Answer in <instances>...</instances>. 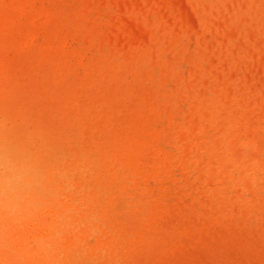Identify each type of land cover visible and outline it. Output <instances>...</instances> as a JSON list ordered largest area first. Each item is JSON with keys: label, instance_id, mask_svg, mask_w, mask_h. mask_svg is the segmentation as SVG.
<instances>
[{"label": "rangeland", "instance_id": "obj_1", "mask_svg": "<svg viewBox=\"0 0 264 264\" xmlns=\"http://www.w3.org/2000/svg\"><path fill=\"white\" fill-rule=\"evenodd\" d=\"M8 1L0 0V70L3 71H0V76L4 73L0 77V146L3 148L0 152L5 153L6 151L3 150L8 149L7 151L9 153L11 151V154L14 153L13 156L17 159L33 167L41 181L40 185H43L39 187V191L37 190V195L35 193L36 196L28 210L26 219L32 223L25 219L20 227V224L18 226L17 223L13 225L12 220L6 215L0 216V261L5 264H23L24 261H26L25 264H36L35 261L38 259L41 260L37 264H45L47 260L48 263L50 262L49 264H57L59 261L61 264H73L74 262V264H264V0H108L109 2L107 0H22L24 5L21 4V0ZM115 2L117 3L114 4ZM98 3L104 7H100L97 5ZM87 4L90 5V8ZM11 6L13 7L11 8ZM47 7L49 10L45 9ZM87 8H89L88 11ZM110 8H113V11ZM16 9L20 13H15ZM50 9L51 14H49ZM42 10H45V13ZM130 10L133 11V14ZM46 12L48 13L46 14ZM121 12L122 14H120ZM138 12L142 14L139 16ZM20 14L21 16L24 14V18L20 17ZM78 18L80 22H78ZM141 19L146 21H141ZM43 22L51 24L48 23L50 26H46L42 24ZM117 23L120 24L118 27H116ZM51 25H53V29H48ZM54 26L56 27L54 28ZM87 26L89 30H87ZM112 30L114 31L112 32ZM46 31L49 32L46 33ZM51 32L53 33L51 34ZM144 36L148 44L143 38ZM151 37L154 41L150 39ZM55 38L57 41L54 42ZM25 43L31 47H26ZM103 43L106 44L103 45ZM96 47H99L100 51L98 49L95 51ZM18 48L21 50L18 51ZM15 49L21 57L14 54L17 53ZM6 54H9L8 57L11 58L9 59ZM150 56L152 57L150 58ZM110 57L112 58L110 59ZM105 59H108V64ZM116 59L117 61H114ZM27 61H29L28 64ZM32 62L35 64L33 65ZM47 67L48 69H45ZM100 68L105 69V72ZM60 70L63 72L60 73ZM44 71H48V74ZM105 73L107 74L105 75ZM148 75L155 76L149 77ZM51 76H54V79ZM3 77L6 79L4 80ZM12 78L14 79L12 80ZM171 78L176 79L172 80ZM46 79L52 81L48 82ZM72 83H75V86ZM124 83H128V85L125 86ZM146 85L148 86L146 87ZM164 85L165 87H163ZM81 86L82 89H80ZM151 86L153 89L157 88L153 90ZM141 87L142 90H140ZM85 88L90 91L87 93ZM159 88V91L156 90ZM190 92L192 96H190ZM160 95L163 96V99ZM92 97L95 100L92 101ZM95 97L99 99L97 100ZM145 98L147 99L145 100ZM69 102L70 104H68ZM110 102H113L114 105H108ZM155 104L158 105L155 106ZM162 105L164 108L161 107ZM100 106L104 107L100 108ZM151 106H153L152 111ZM92 110L98 113L96 114ZM117 111L120 115H117ZM161 115L163 120L160 119ZM148 117L149 119H147ZM168 117H172L170 122L175 119L176 121H173L172 124L168 122ZM137 118L140 120L139 122L136 120ZM150 120L152 123L149 128ZM15 128L18 130H14ZM19 130L21 131L18 132ZM2 132H6L4 140H2L4 136ZM8 133H13V137L10 134L12 138L8 136ZM158 134H161L164 139ZM124 135L126 138L123 137ZM166 136L170 137L168 138L170 142L169 140L167 142ZM24 137H26L25 141ZM134 137L135 141H133ZM160 137L162 139L158 140ZM6 139L15 142L10 141L13 144L10 145ZM119 139L121 140L119 141ZM136 139H139L141 143L140 141L136 142ZM153 139L155 144H153ZM163 140L166 142L163 143ZM159 141L163 144H160ZM148 142L149 144H147ZM7 143L12 149L8 147ZM154 145L155 148H152ZM158 146L162 151L165 147L163 152L169 147V151L166 150V152H170L171 154L167 153L170 156L167 157L162 152L163 158H160L162 153L158 151ZM162 146L164 147L162 148ZM136 151L140 157L137 156ZM15 152L17 153L15 154ZM157 156L162 159V162ZM142 158L144 161L141 160ZM171 161L172 163L176 162L174 163L176 167L172 165ZM143 162L145 168L143 165V167L141 166ZM44 163L47 165L45 166ZM131 163L136 165H134V170ZM66 169L67 171H65ZM142 170L144 171L142 172ZM138 171L143 175L141 176ZM145 172L147 173L145 174ZM50 179L51 182H49ZM161 180L166 181L162 183ZM169 186L170 190L168 191ZM72 189L74 190L71 191ZM166 191L170 195L166 196ZM56 194L60 198L55 197ZM51 196H53L52 199ZM38 197L42 201L36 200ZM164 197L165 199H163ZM67 203H69L68 207H65ZM61 204L62 206H60ZM44 205L45 207H43ZM69 206L71 207L69 208ZM40 207L43 209L41 210ZM60 207L62 208L60 209ZM37 209H40V212ZM35 211H38V215H35ZM61 212L64 215L60 214ZM53 217L54 219H52ZM4 220L11 223L4 222ZM9 224L10 227L7 228ZM41 224L43 226H40ZM77 224L80 225L76 227ZM64 225H68L67 228ZM32 226L33 228H31ZM27 228L30 230L28 231ZM88 228L89 230H87ZM8 229L10 230L8 231ZM52 229H55L56 233L52 232ZM21 230H24L23 233ZM43 233L45 235H42ZM7 234H12L13 237L9 236V238ZM4 236L8 237L7 240ZM9 239L15 243L11 245ZM27 239L29 240L25 243ZM54 239L57 241L55 242ZM83 240L84 242H82ZM35 241H37V245ZM48 243L49 246L52 245L50 248H48ZM78 246L84 247V252ZM87 246L88 248H86ZM47 250L54 257L51 258L50 254L45 252ZM19 251H22L20 254H24L18 259ZM24 251L27 253L25 254ZM72 258L74 262L71 261ZM63 260H68V263Z\"/></svg>", "mask_w": 264, "mask_h": 264}, {"label": "bare ground", "instance_id": "obj_2", "mask_svg": "<svg viewBox=\"0 0 264 264\" xmlns=\"http://www.w3.org/2000/svg\"><path fill=\"white\" fill-rule=\"evenodd\" d=\"M7 1H8V0H7ZM13 1H14V0H13ZM19 1H20V0H19ZM28 1H29V0H28ZM45 1H46V0H45ZM48 1H49V0H48ZM70 1H71V0H70ZM107 1H108V0H107ZM111 1H112V0H111ZM111 1H110V2H111ZM113 1H114V0H113ZM139 1H141V0H139ZM143 1H144V0H143ZM146 1H147V0H146ZM157 1H158V0H157ZM205 1H206V0H205ZM205 1H204V2H205ZM225 1H226V0H225ZM8 2H9V1H8ZM33 2H35V1H33ZM43 2H44V1H43ZM103 2H104V1H103ZM108 2H109V1H108ZM11 3H12V2H11ZM11 3H10V4H11ZM27 3H29V2H27ZM27 3H26V5H27ZM51 3H52V2H51ZM75 3H77V2L75 1ZM75 3H74V4H75ZM89 3H90V1H89ZM89 3H88V4H89ZM96 3H97V2H96ZM105 3H106V2H105ZM116 3H117V2H115L114 4H116ZM121 3H122V2H121ZM149 3H150V2H149ZM160 3H161V2H160ZM229 3H230V2H229ZM255 3H256V2H255ZM19 4H20V3H19ZM21 4L24 5V4L22 3V0H21ZM33 4H34V3H33ZM37 4H38V3H37ZM66 4H68V3L66 2ZM74 4H72V5H74ZM88 4H87V6L90 8V5H88ZM154 4H155V3H154ZM200 4H201V2H200ZM204 4H205V3H204ZM7 5H9V4L7 3ZM40 5H41V4H40ZM40 5H39V6H40ZM97 5H99V3H98ZM122 5H123V4H122ZM122 5H121V6H122ZM128 5H129V4H128ZM141 5H142V4H141ZM166 5H168V4H166ZM13 6H14V5H13ZM13 6H11V8H12ZM34 6H35V5H34ZM41 6H42V5H41ZM58 6H59V5H58ZM80 6H81V5H80ZM99 6H100V7H101V6L104 7L103 5H99ZM107 6H108V5H107ZM124 6H125V5H124ZM133 6H134V5H133ZM147 6H148V5H147ZM23 7H24V6H23ZM42 7H43V6H42ZM50 7H51V6H50ZM74 7H76V6L74 5ZM100 7H98V8L100 9ZM148 7H149V6H148ZM148 7H146L147 10H148ZM160 7H161V6H160ZM19 8H20V7H18V9H19ZM27 8H28V7H27ZM35 8H36V7H35ZM43 8H44V7H43ZM51 8H52V7H51ZM53 8H54V7H53ZM53 8H52V9H53ZM89 8H87V11H88ZM113 8H114V7H113ZM113 8H110V9H112V11H113ZM115 8L117 9V7H115ZM129 8H130V6H129ZM136 8H137V7H136ZM144 8H145V7H144ZM157 8H158V7H157ZM169 8H170V7H169ZM18 9H16L17 12H15V13H20V12L18 11ZM21 9H22V8H21ZM25 9H26V8H25ZM29 9H30V7H29ZM45 9H48V10H49L48 7L45 8ZM54 9H55V8H54ZM85 9H86V8H85ZM102 9H103V8H102ZM151 9H152V8H151ZM151 9H150V10H151ZM170 9H171V8H170ZM19 10H20V9H19ZM56 10H57V9H56ZM117 10H118V9H117ZM122 10H124V9H122ZM138 10H139V9H138ZM145 10H146V9H145ZM171 10H172V9H171ZM42 11H43V10H42ZM44 11H45V10H44ZM44 11H43V12H44ZM52 11H53V10H52ZM58 11H59V10H58ZM65 11H66V10H65ZM71 11H72V10H71ZM71 11H69V12H71ZM87 11H85V12H87ZM93 11H94V10H93ZM95 11H96V9H95ZM100 11H101V10H100ZM105 11H107V10H105ZM130 11H132V10H130ZM134 11H135V10H134ZM139 11H140V10H139ZM153 11H154V10H153ZM161 11H162V10H161ZM161 11H160V12H161ZM163 11H164V10H163ZM167 11H168V10H167ZM167 11H166V12H167ZM48 12H49V11H48ZM48 12H46V14H47ZM54 12H55V11H54ZM74 12H75V11H74ZM74 12H71V13H74ZM85 12H84V13H85ZM90 12H91V11H90ZM107 12H108V11H107ZM124 12H125V10H124ZM136 12H137V11H136ZM169 12H170V10H169ZM40 13H41V11H40ZM44 13H45V12H44ZM84 13H83V14H84ZM102 13H104V12H102ZM161 13H162V12H161ZM33 14H34V13H33ZM49 14H51V9H50ZM62 14H63V13H62ZM89 14H90V13H89ZM89 14H88V15H89ZM106 14H108V13H106ZM113 14H114V13H113ZM120 14H122V12H121ZM120 14H119V15H120ZM126 14H127V11H126ZM132 14H133V11H132ZM136 14H137V13H136ZM138 14H139V16H140V14H142V13H141V12H138ZM143 14H144V13H143ZM171 14H172V13H171ZM27 15H28V14H27ZM40 15H41V14H40ZM40 15H39V16H40ZM42 15H44V14L42 13ZM52 15H53V13H52ZM57 15H58V14H57ZM57 15H56V16H57ZM66 15H67V14H66ZM74 15H75V14H74ZM81 15H82V14H81ZM88 15H87V16H88ZM93 15H94V14H93ZM100 15H103V14H100ZM114 15H115V14H114ZM117 15H118V14H117ZM119 15H118V16H119ZM130 15H131V14H130ZM148 15H149V14H148ZM156 15H157V13H156ZM159 15H160V14H159ZM159 15H158V18H159ZM165 15H166V14H165ZM165 15H164V16H165ZM168 15H170V14H168ZM23 16H24V14H23ZM23 16H21V14H20V17L24 18ZM33 16H35V15H33ZM53 16H54V15H53ZM53 16H52V18H53ZM68 16H70V15H68ZM72 16H73V15H72ZM89 16H90V15H89ZM95 16H97V15H95ZM127 16H128V14H127ZM131 16H132V15H131ZM134 16H135V14H134ZM134 16H133V19L135 18ZM136 16H137V15H136ZM176 16H177V15H176ZM46 17H47V16H46ZM104 17H105V15H104ZM124 17H126V16L124 15ZM124 17H123V18H124ZM146 17H147V16H146ZM153 17H154V16H153ZM30 18H31V17H30ZM37 18H38V17H37ZM56 18H57V17H56ZM61 18H62V17L60 16L59 19L61 20ZM64 18H65V17H64ZM64 18H63V20H64ZM68 18H70V17H68ZM80 18H81V17H80ZM85 18H86V17H85ZM88 18H89V17H88ZM98 18H100V17H98ZM105 18H106V17H105ZM113 18H114V17H113ZM113 18H112V19H113ZM121 18H122V17H121ZM129 18H131V17H129ZM141 18H142V17H141ZM156 18H157V17H156ZM59 19H58V20H59ZM76 19H77V18H76ZM106 19H107V18H106ZM124 19H125V18H124ZM144 19H145V18H144ZM146 19H147V18H146ZM162 19H163V18H162ZM20 20H22V19L20 18ZM58 20H57V21H58ZM78 20H79V18H78ZM85 20H86V19H85ZM88 20H89V19H88ZM88 20H87V21H88ZM90 20L93 21L92 19H90ZM107 20H108V19H107ZM126 20H127V19H126ZM149 20H150V18H149ZM158 20H159V19H158ZM23 21H24V20H23ZM23 21H21V22H23ZM28 21H29V20H28ZM41 21H42V20H41ZM57 21H55V22L57 23ZM98 21H99V19H98ZM103 21H104V20H103ZM111 21H112V20H111ZM115 21H116V19H115ZM115 21H114V22H115ZM119 21H120V20H119ZM123 21H125V20H123ZM123 21H122V22H123ZM136 21H137V23L139 22L138 19H137ZM141 21H146V20L141 19ZM147 21H148V20H147ZM150 21H151V20H150ZM156 21H157V20H156ZM24 22H25V21H24ZM32 22H33V20H32ZM61 22H62V21H61ZM78 22H80V20H79ZM88 22H89V21H88ZM106 22H107V21H106ZM112 22H113V21H112ZM122 22H120V23H122ZM2 23H3V22H2ZM48 23H50V22H48ZM48 23L45 24V22H43L42 24H44V25L47 26V25H49ZM52 23H53V22H52ZM68 23H69V22H68ZM84 23H86V22H84ZM97 23H98V22H97ZM100 23H101V22H100ZM154 23H155V21H154ZM25 24H26V22H25ZM34 24H35V22H34ZM40 24H41V22H40ZM40 24H39V25H40ZM50 24H51V23H50ZM61 24H62V23H61ZM65 24H66V21H65ZM89 24H90V23H89ZM89 24H88V25H89ZM103 24H105V23H103ZM106 24H107V23H106ZM110 24H111V23H110ZM115 24H116V23H115ZM118 24H119V23H117V26H116V27H118ZM147 24H148V23H147ZM151 24H153V23H151ZM157 24H158V23H157ZM9 25H10V24H9ZM9 25H7V26H9ZM27 25H28V24H27ZM29 25H31V24H29ZM66 25H67V24H66ZM73 25H74V24H73ZM107 25H108V24H107ZM119 25H120V24H119ZM125 25H126V24H125ZM10 26H11V25H10ZM10 26H9V27H10ZM25 26H26V25H25ZM40 26H41V25H40ZM49 26H50V25H49ZM52 26H53V25H51V27H49L48 29L52 28ZM59 26H60V23H59ZM59 26H58V28H59ZM113 26H114V24H113ZM153 26H154V25H153ZM153 26H152V27H153ZM5 27H6V26H5ZM41 27L43 28V26H41ZM55 27H56V26H54V28H55ZM97 27H98V26H97ZM127 27H128V26H127ZM144 27H146V26H144ZM158 27H159V26H158ZM3 28H4V27H3ZM35 28H36V27H35ZM42 28H41V29H42ZM44 28H45V27H44ZM58 28H57V29H58ZM62 28H63V27H62ZM87 28H88V26H87ZM87 28H86V29H87ZM142 28H143V27H142ZM30 29H31V28H30ZM41 29H40V30H41ZM52 29H53V28H52ZM63 29H64V28H63ZM76 29H77V28H76ZM115 29H116V28H115ZM124 29H125V28H124ZM36 30H37V29H36ZM55 30H56V29H55ZM66 30H67V29H66ZM71 30H72V27H71ZM87 30H89V28H88ZM127 30H128V29H127ZM127 30H126V33H127ZM156 30H158V29H156ZM29 31H30V30H29ZM37 31H38V30H37ZM42 31H43V30H42ZM64 31H65V29H64ZM113 31H114V30H112V32H113ZM115 31H116V30H115ZM152 31H153V29H152ZM152 31H151V32H152ZM159 31H160V30H159ZM162 31H163V30H162ZM25 32H26V31H25ZM25 32H24V33H25ZM47 32H49V31H46V33H47ZM53 32H55V31H53ZM53 32H51V34H52ZM67 32H68V31H67ZM112 32H111V33H112ZM121 32H123V31H121ZM147 32H148V31H147ZM151 32H150V33H151ZM55 33H56V32H55ZM124 33H125V32H124ZM126 33H125V34H126ZM130 33H131V32H130ZM130 33H129V34H130ZM150 33H149V35H150ZM158 33H159V32H158ZM160 33H161V32H160ZM164 33H165V32H164ZM26 34H28V33H26ZM51 34H50V35H51ZM61 34H62V33H61ZM69 34H70V33H69ZM87 34H88V33H87ZM91 34H92V33H91ZM107 34H108V33H107ZM13 35H14V34H13ZM46 35H47V34H46ZM112 35H113V34H112ZM114 35H115V34H114ZM157 35H158V34H157ZM165 35H166V34H165ZM90 36H91V35H90ZM92 36H93V35H92ZM92 36H91V37H92ZM126 36L128 37V35H126ZM126 36H125V38H126ZM153 36H154V35H153ZM44 37H45V36H44ZM52 37H53V36H52ZM54 37H56V36H54ZM91 37H90V38H91ZM157 37H158V36H157ZM15 38H16V37H15ZM31 38H32V37H31ZM73 38H77V37H73ZM111 38H112V36H111ZM125 38H124V39H125ZM143 38L145 39V36H144ZM143 38H142V39H143ZM160 38H161V36H160ZM32 39H33V38H32ZM45 39H46V38H45ZM49 39H50V38H49ZM55 39H56V38H55ZM68 39H69V38H68ZM87 39H88V38H87ZM150 39H152V37H151ZM161 39H162V38H161ZM161 39H160V40H161ZM166 39H167V38H166ZM173 39H174V38H173ZM42 40L44 41V39H42ZM50 40H51V39H50ZM66 40H67V38H66ZM70 40H71V38H70ZM79 40H80V39H79ZM79 40H78V42H79ZM90 40H92V39H90ZM125 40H126V39H125ZM125 40H124V41H125ZM145 40H146V42H147V39H145ZM152 40H153V39H152ZM152 40H151V41H152ZM160 40H159V42H160ZM174 40H175V39H174ZM25 41H26V40H25ZM55 41H57V39L54 40V42H55ZM114 41H115V40H114ZM120 41H121V40H120ZM153 41H154V40H153ZM153 41H152V42H153ZM168 41H169V40H168ZM52 42H53V41H52ZM87 42H89V41H87ZM91 42H92V41H91ZM93 42H94V41H93ZM142 42H143V41H142ZM175 42H177V40H175ZM175 42H174V43H175ZM30 43H31V40H30ZM48 43H49V40H48ZM83 43H84V42H83ZM94 43H95V42H94ZM150 43H151V42H150ZM162 43H163V42H162ZM169 43H170V42H169ZM171 43H172V42H171ZM20 44H21V43H20ZM20 44H19V45H20ZM60 44H61V43H60ZM65 44H66V42H65ZM65 44H64V45H65ZM89 44H90V43H89ZM89 44H88V45H89ZM105 44H106V43H105ZM105 44L103 43V45H105ZM122 44H123V42H122ZM122 44H121V45H122ZM140 44H141V43H140ZM147 44H148V42H147ZM152 44H153V43H152ZM165 44H166V43H165ZM178 44H179V43H178ZM22 45H23V44H22ZM25 45H26V43H25ZM39 45H40V44H39ZM42 45H43V44H42ZM48 45H49V44H48ZM54 45H55V44H54ZM73 45H74V44H73ZM85 45H86V44H85ZM99 45H100V43H99ZM99 45H98V46H99ZM109 45H110V44H109ZM109 45H108V46H109ZM111 45H113V44H111ZM121 45H119V46H121ZM136 45H137V44H136ZM142 45H143V44H142ZM166 45H168V44H166ZM166 45H165V46H166ZM170 45H171V44H170ZM174 45H175V44H174ZM23 46H24V45H23ZM50 46H51V45H50ZM50 46H49V48H52V47H50ZM56 46H57V45H56ZM77 46H78V45H77ZM128 46H129V45H128ZM143 46H144V45H143ZM150 46H151V45H150ZM154 46H155V45H154ZM159 46H160V45H159ZM161 46H162V45H161ZM163 46H164V45H163ZM168 46H169V45H168ZM7 47L10 48V46H7ZM26 47H28V46L26 45ZM30 47H31V46H30ZM30 47H28V48H30ZM36 47H37V46H36ZM36 47H34V48H36ZM63 47H64V46H63ZM101 47H103V46H101ZM101 47H100V49H101ZM112 47H113V46H112ZM125 47H126V45H125ZM133 47H134V46H133ZM156 47H157V45H156ZM173 47H175V46H173ZM176 47H177V46H176ZM1 48H2V47H1ZM22 48H23V47H22ZM28 48H27V51H29ZM32 48H33V47H32ZM39 48H40V47H39ZM44 48H45V47H44ZM46 48H47V47H46ZM53 48H54V47H53ZM92 48H93V47H92ZM98 48H99V47H96L95 51H96ZM134 48H135V47H134ZM150 48H151V47H150ZM86 49H87V48H86ZM103 49H104V48H103ZM106 49H107V48H106ZM109 49H110V48H109ZM115 49L117 50V48H115ZM138 49H139V48H138ZM155 49H156V48H155ZM16 50H17V49H15V51H16ZM19 50H21V49L18 48V51H19ZM31 50H32V49H31ZM31 50H30V51H31ZM44 50H48V49H44ZM44 50H43V51H44ZM52 50H53V49H52ZM89 50H92V49L89 48ZM98 50H99V49H98ZM127 50H128V49H127ZM136 50H137V48H136ZM139 50H140V49H139ZM145 50H148V49H145ZM165 50H166V49H165ZM8 51H9V49H8ZM54 51H56V50H54ZM59 51H61V50H59ZM84 51H85V49H84ZM99 51H100V50H99ZM102 51H104V50H102ZM119 51H120V50H119ZM125 51H126V50H125ZM150 51H151V49H150ZM160 51H161V49H160ZM162 51H163V50H162ZM0 52H1V51H0ZM10 52H11V49H10ZM16 52H17V51H16ZM32 52H33V51H32ZM35 52H36V51H35ZM62 52H64V51H62ZM72 52H73V51H72ZM75 52H76V51H75ZM82 52H83V50H82ZM110 52H111V51H110ZM127 52H128V51H127ZM129 52H130V51H129ZM132 52H133V51H132ZM153 52H154V51H153ZM13 53H14V51H13ZM21 53H22V51H21ZM43 53H44V52H43ZM45 53H46V52H45ZM53 53H54V52H53ZM76 53H77V52H76ZM84 53H85V52H84ZM84 53H83V54H84ZM92 53H93V52H92ZM95 53H96V52H95ZM101 53H102V52H101ZM111 53H112V52H111ZM116 53H117V52H116ZM122 53H123V52H122ZM137 53H138V52H137ZM14 54H15V55H18L19 53L17 52V53H14ZM36 54L39 55L38 52H36ZM47 54H48V53H47ZM49 54H50V53H49ZM54 54H55V53H54ZM109 54H110V53H109ZM128 54H129V53H128ZM128 54H127V55H128ZM131 54H132V53H131ZM157 54H158V53H157ZM157 54H156V55H157ZM6 55H7V54H6ZM8 55H9V54H8ZM8 55H7V57H8ZM15 55H13V56H15ZM21 55H22V54H21ZM23 55H24V54H23ZM40 55H41V54H40ZM95 55H96V54H95ZM149 55H151V54L149 53ZM2 56H4V55H2ZM9 56H10V55H9ZM18 56H20V55H18ZM83 56H84V55H83ZM91 56H92V55H91ZM98 56L100 57V53H99ZM114 56H115V55H114ZM120 56H121V55H120ZM157 56H158V55H157ZM20 57H21V56H20ZM61 57H65V56H61ZM70 57H71V56H70ZM79 57H80V56H79ZM92 57H93V56H92ZM99 57H98V59H99ZM101 57H102V56H101ZM117 57H118V56H117ZM146 57H147V55H146ZM151 57H152V56H150V58H151ZM153 57H154V56H153ZM8 58H9V57H8ZM8 58H7V59H8ZM10 58H11V57H10ZM10 58H9V59H10ZM22 58H23V57H22ZM49 58H50V57H49ZM51 58H52V57H51ZM58 58H59V57H58ZM66 58H67V57H66ZM95 58H96V57H95ZM111 58H112V57H110V59H111ZM165 58H166V57H165ZM2 59H3V57H2ZM16 59H17V58H16ZM31 59H32V58H31ZM61 59H62V58H61ZM69 59H70V58H69ZM69 59H68V60H69ZM79 59H80V58H79ZM79 59H78V60H79ZM87 59H88V58H87ZM118 59H119V58H118ZM129 59H130V58H129ZM145 59H146V58H145ZM152 59H153V58H152ZM152 59H151V60H152ZM76 60H77V59H76ZM76 60H74V61H76ZM94 60H96V59H94ZM101 60H102V59H101ZM107 60H108V59H107ZM107 60L105 59V61H106L107 64H108L109 62H108ZM33 61H35V60H33ZM41 61H42V60H41ZM55 61H56V60H55ZM63 61H65V60H63ZM79 61H80V60H79ZM96 61H97V60H96ZM114 61H117V59L114 60ZM119 61H120V60H119ZM124 61H125V60H124ZM154 61H156V60H154ZM47 62H48V61H47ZM53 62H54V61H53ZM97 62H98V61H97ZM152 62H153V61H152ZM28 63H29V61H27V64H28ZM32 63H33V65H34V64L36 63V61H35V63H34V62H32ZM32 63H31V64H32ZM60 63H61V61H60ZM112 63H114V62H112ZM154 63H155V62H154ZM157 63H158V62H157ZM46 64H47V63H46ZM63 64H64V63H63ZM79 64H80V63H79ZM83 64H84V63H83ZM93 64H94V63H93ZM100 64H101V63H100ZM107 64H106V65H107ZM151 64H152V63H151ZM158 64H159V63H158ZM162 64H163V63H162ZM165 64H166V63H165ZM13 65H14V64H13ZM37 65H38V64H37ZM49 65H50V64H49ZM51 65H52V64H51ZM53 65H54V64H53ZM61 65H62V64H61ZM67 65H68V64H67ZM69 65H70V64H69ZM90 65H91V64H90ZM90 65H89V66H90ZM96 65L99 66V64H96ZM135 65H136V64H135ZM18 66H19V65H18ZM47 66H48V64H47ZM87 66H88V64H87ZM91 66H92V65H91ZM94 66H95V65H94ZM100 66H101V65H100ZM113 66H114V65H113ZM113 66H112V67H113ZM165 66H166V65H165ZM8 67L10 68V66H8ZM28 67H29V66H28ZM66 67H67V66H66ZM79 67H80V66H79ZM83 67H84V66H83ZM96 67H97V66H96ZM106 67H107V66H106ZM134 67H135V66H134ZM169 67H170V66H169ZM16 68H17V66H16ZM62 68H63V67H62ZM116 68H117V67H116ZM128 68H129V67H128ZM164 68H165V67H164ZM6 69H7V68H6ZM28 69H29V68H28ZM45 69H48V67L45 68ZM74 69H75V68H74ZM84 69H85V68H84ZM91 69H92V68H91ZM145 69H146V68H145ZM145 69H144V70H145ZM29 70H30V69H29ZM33 70H34V69H33ZM49 70H51V69H49ZM61 70H62V69H61ZM61 70H60V71H61ZM68 70H69V67H68ZM100 70H103V69L100 68ZM104 70H105V69H104ZM104 70H103V71H104ZM160 70H161V69H160ZM0 71H2V70H0ZM4 71H5V69H4ZM7 71H8L7 73H9V70H8V69H7ZM30 71H31V70H30ZM74 71H75V70H74ZM113 71H114V70H113ZM161 71H162V70H161ZM161 71H160V72H161ZM163 71H164V70H163ZM2 72H3V71H2ZM10 72H11V71H10ZM39 72H40V70H39ZM44 72L47 73L48 71H44ZM62 72H63V71H61L60 73H62ZM84 72H85V71H84ZM99 72H101V71H99ZM104 72H105V71H104ZM106 72H110V71H106ZM145 72H146V71H145ZM149 72H150V71H149ZM157 72H158V70H157ZM164 72H165V71H164ZM32 73H33V72H32ZM36 73H37V72H36ZM36 73H35V74H36ZM52 73H53V71H52ZM68 73H69V71L67 72V74H68ZM95 73H96V72H95ZM142 73H143V71H142ZM151 73H152V72H151ZM151 73H150V74H151ZM3 74H4V73H2L0 77H2ZM47 74H48V73H47ZM102 74H103V73H102ZM106 74H107V73H105V75H106ZM112 74H113V73H112ZM158 74H159V73H158ZM165 74H166V73H165ZM169 74H170V73H169ZM10 75H11V73H10ZM33 75H34V74H33ZM52 75H53V74H52ZM63 75H64V74H63ZM69 75H70V74H69ZM87 75H88V73H87ZM115 75H116V74H115ZM132 75H133V74H132ZM144 75H146V74H144ZM48 76H49V75H48ZM54 76H55V75H54ZM54 76H53V77H54ZM61 76H62V75H61ZM93 76H94V75H93ZM98 76H99V75H98ZM117 76H118V75H117ZM133 76H134V75H133ZM148 76H149V75H148ZM150 76H155V75H150ZM150 76H149V77H150ZM157 76H158V75H157ZM159 76H160V75H159ZM166 76H170V75H166ZM36 77H37V76H36ZM39 77H40V76H39ZM43 77H46V76H43ZM51 77H52V76H51ZM53 77H52V78H53ZM57 77H58V76H57ZM90 77H91V76H90ZM106 77H107V76H106ZM109 77H110V76H109ZM3 78H4V80L6 79L5 77H3ZM75 78H76V77H75ZM77 78H78V77H77ZM80 78H81V77H80ZM94 78H95V76H94ZM110 78H111V77H110ZM118 78L120 79V77H118ZM137 78H138V80H139V77H137ZM155 78H156V77H155ZM155 78H153V79H155ZM158 78H159V77H158ZM172 78H173V77H172ZM172 78H171V79H172ZM1 79H2V78H1ZM13 79H14V78H12V80H13ZM39 79H41V78H39ZM42 79H43V78H42ZM49 79H50V78H49ZM53 79H54V78H53ZM78 79H79V78H78ZM78 79H77V80H78ZM107 79H108V78H107ZM112 79H113V78H112ZM142 79H143V78H142ZM149 79H150V78H149ZM153 79H152V80H153ZM175 79H176V78H174V79H172V80H175ZM2 80H3V79H2ZM4 80H3V81H4ZM10 80H11V79H10ZM19 80H20V79H19ZM46 80L48 81V79H46ZM58 80H60V79H58ZM94 80H95V79H94ZM98 80H99V79H98ZM104 80H106V79H104ZM122 80H123V79H122ZM144 80H146V79H144ZM159 80H160V79H159ZM167 80H168V79H167ZM39 81H42V80H39ZM43 81H45V80H43ZM49 81H52V80H49ZM49 81H48V82H49ZM79 81H80V80H79ZM82 81H83V80H82ZM85 81H86V80H85ZM163 81H164V80H163ZM62 82H63V81H62ZM62 82H61V83H62ZM73 82H74V81H73ZM76 82H77V81H76ZM76 82H75V83H76ZM97 82H99V81H97ZM149 82H150V81H149ZM164 82H165V81H164ZM173 82H175V81H173ZM54 83H56V82H54ZM58 83L60 84L59 81H58ZM75 83H72V85H74ZM77 83H79V82H77ZM90 83L92 84V82H90ZM112 83H113V82H112ZM114 83H115V82H114ZM169 83H170V82H169ZM175 83H176V82H175ZM82 84H83V83H82ZM91 84H88V85H91ZM95 84H96V83H95ZM95 84H93V85H95ZM107 84L109 85V83H107ZM124 84H125V83H124ZM149 84H150V83H149ZM149 84H148V85H149ZM157 84H158V83H157ZM166 84H167V83H166ZM3 85H4V84H3ZM61 85H62V84H61ZM76 85H77V84H76ZM88 85H87V86H88ZM126 85H128V83L125 84V86H126ZM143 85H144V84H143ZM148 85H146V87H147ZM158 85H160V84H158ZM175 85H176V84H175ZM47 86H48V85H47ZM53 86H54V85H53ZM74 86H75V85H74ZM74 86H73V87H74ZM177 86H178V85H177ZM177 86H176V88H177ZM40 87H41V86H40ZM49 87H50V86H49ZM51 87H52V86H51ZM85 87H86V86H85ZM99 87H101V86H99ZM103 87H104V86H103ZM115 87H116V85H115ZM136 87H137V86H136ZM153 87H154V86H153ZM163 87H165V85H164ZM168 87H169V86H168ZM6 88H7V87H6ZM58 88H59V87H58ZM76 88H77V87H76ZM86 88L89 89V87H86ZM86 88H85V90H86ZM92 88H93V86H92ZM96 88H97V87H96ZM123 88H124V87H123ZM126 88H127V87H126ZM151 88H152V86H151ZM155 88H157V87H155ZM155 88H154V89L152 88V89L155 90ZM161 88H162V87H161ZM176 88H175V89H176ZM7 89H8V88H7ZM80 89H82V86L80 87ZM93 89H94V88H93ZM97 89H98V88H97ZM103 89H104V88H103ZM103 89H102V90H103ZM113 89H114V88H113ZM116 89H117V87H116ZM135 89H136V91H137V88H135ZM152 89H151V90H152ZM163 89H165V88H163ZM178 89H179V88H178ZM73 90H74V89H73ZM90 90H91V86H90ZM90 90H88V91H90ZM107 90H109V89H107ZM117 90H118V89H117ZM140 90H142V87H141ZM156 90L159 91L160 88H159V89H156ZM0 91H1V90H0ZM9 91H10V90H9ZM9 91H8V92H9ZM80 91H81V90H80ZM86 91H87V90H86ZM88 91H87V93H88ZM100 91H101V90H100ZM111 91L113 92L114 90H111ZM120 91H121V90H120ZM124 91H125V90H124ZM131 91H133V90H131ZM143 91H144V90H143ZM166 91H167V90H166ZM166 91H164V92L166 93ZM169 91H170V90H169ZM174 91H175V90H174ZM4 92H7V91H4ZM47 92H48V91H47ZM49 92H50V91H49ZM96 92L99 93V91H96ZM102 92H103V91H102ZM105 92H106V91H105ZM125 92H126V91H125ZM127 92H128V91H127ZM145 92H146V91H145ZM148 92H150V90H148ZM151 92H154V91H151ZM179 92H180V91H179ZM39 93L41 94V92H39ZM42 93H43V92H42ZM44 93H45V92H44ZM50 93H51V92H50ZM90 93H91V92H90ZM103 93H104V92H103ZM138 93H139V92H138ZM37 94H38V93H37ZM75 94H76V93H75ZM77 94H78V93H77ZM96 94H97V93H96ZM113 94H115V93H113ZM113 94H112V95H113ZM118 94H119V93H118ZM130 94H131V93H130ZM136 94H137V92H136ZM142 94H143V93H142ZM146 94H147V93H146ZM152 94H153V93H152ZM156 94H157V93H156ZM160 94H161V92H160ZM189 94H191V92H190ZM5 95H6V94H5ZM79 95H80V94H79ZM79 95H77V96H79ZM81 95H82V93H81ZM84 95H85V94H84ZM98 95H99V94H98ZM98 95H97V96H98ZM163 95H164V94H163ZM9 96H10V95H9ZM25 96H26V95H25ZM27 96H28V95H27ZM43 96H44V95H43ZM85 96H86V95H85ZM88 96H89V95H88ZM92 96H93V94H92ZM115 96H116V95H115ZM126 96H127V95H126ZM128 96H129V95H128ZM138 96H139V95H138ZM160 96H161V95H160ZM164 96H166V95H164ZM190 96H192V94H191ZM3 97H4V96H3ZM19 97H20V96H19ZM68 97H69V96H68ZM79 97H82V96H79ZM86 97H87V96H86ZM99 97H100V96H99ZM134 97H135V96H134ZM148 97H149V96H148ZM148 97H147V98H148ZM150 97H151V96H150ZM158 97H159V96H158ZM162 97H163V96H161V98H162ZM188 97H189V95H188ZM66 98H67V97H66ZM88 98H89V97H88ZM95 98H96L97 100L99 99V98H97V97H95ZM101 98H102V97H101ZM103 98H104V97H103ZM113 98H114V95H113ZM147 98H145V100H146ZM72 99H73V97H72ZM74 99H75V98H74ZM93 99H94V98L92 97V101H93ZM108 99H109V98H108ZM115 99H117V98L115 97ZM123 99H124V98H122V100H123ZM129 99H131V98H129ZM132 99H133V98H132ZM148 99H149V98H148ZM162 99H163V98H162ZM1 100H2V98H1ZM6 100H7V99H6ZM88 100H89V99H88ZM94 100H95V99H94ZM111 100L115 101L114 99H111ZM117 100H118V99H117ZM117 100H116V101H117ZM124 100H125V99H124ZM139 100H141V99L139 98ZM172 100H173V99H172ZM3 101H4V100H3ZM18 101H19V100H18ZM24 101H25V100H24ZM73 101H74V100H73ZM116 101H115V102H116ZM119 101H120V100H119ZM125 101H127V99H126ZM163 101H164V100H163ZM173 101H174V100H173ZM8 102H9V99H8ZM70 102H71V101H70ZM70 102H69L68 104H70ZM79 102H80V101H79ZM117 102H118V101H117ZM120 102H121V101H120ZM138 102H139V101H138ZM142 102H143V101H142ZM142 102H141V103H142ZM151 102H152V101H151ZM164 102H165V101H164ZM2 103H3V102H2ZM2 103H1V104H2ZM65 103H66V101H65ZM91 103L94 104L95 102H94V103L91 102ZM110 103H111V104H110ZM110 103H108V105H114V104H112L113 102H110ZM127 103H128V102H127ZM144 103H145V102H144ZM152 103H153V102H152ZM71 104H72V103H71ZM87 104H88V103H87ZM145 104H146V103H145ZM165 104H167V103H165ZM178 104H179V103H178ZM212 104H213V102H212ZM80 105H81V104H80ZM100 105H101V104H100ZM157 105H158V104H157ZM157 105L155 104V106H157ZM4 106H7V105L4 104ZM18 106H19V105H18ZM72 106H73V105H72ZM72 106H71V107H72ZM98 106H99V105H98ZM116 106H117V105H116ZM125 106H126V105H125ZM171 106H172V105H171ZM178 106H179V105H178ZM64 107H65V106H64ZM71 107H70V109H71ZM102 107H104V106H102ZM102 107L100 106V108H102ZM105 107H106V106H105ZM111 107H112V106H111ZM114 107H115V106H114ZM144 107H145V106H144ZM152 107H153V106H151V108H150L151 111H152ZM158 107H159V106H158ZM161 107L164 108L163 105H162ZM161 107H160V108H161ZM31 108H32V107H31ZM88 108H89V107H88ZM100 108H98V110H100ZM117 108H118V107H117ZM117 108H116V109H117ZM169 108H170V107H169ZM217 108H218V107H217ZM6 109H7V108H6ZM6 109H5V110H6ZM20 109H21V108H20ZM74 109H75V108H74ZM89 109H90V108H89ZM107 109H108V108H107ZM122 109H123V108H122ZM125 109H126V108H125ZM142 109H143V108H142ZM148 109H149V108H148ZM153 109H154V108H153ZM157 109H158V108H157ZM14 110H15V109H14ZM126 110H128V109H126ZM143 110H145V109H143ZM162 110H163V109H162ZM167 110H168V108H167ZM178 110H179V112H180V107L178 108ZM178 110H177V112H178ZM21 111H22V110H21ZM74 111H76V110H74ZM90 111H91V110H90ZM102 111H103V110H102ZM145 111H146V110H145ZM148 111H149V110H148ZM156 111H157V110H156ZM175 111H176V107H175ZM71 112H72V111H71ZM71 112H70V113H71ZM92 112H94V111L92 110ZM119 112H120V111H119ZM121 112H122V111H121ZM135 112H138V111H135ZM21 113H22V112H21ZM94 113H96V112H94ZM94 113H93V114H94ZM97 113H98V112H97ZM97 113H96V114H97ZM104 113H107V112H104ZM130 113H132V112H130ZM140 113H141V112H140ZM170 113H171V110H170ZM216 113H217V112H216ZM216 113H215V114H216ZM1 114H3V113H1ZM66 114H67V113H66ZM66 114H65V115H66ZM114 114L116 115V112H114ZM153 114H154V112H153ZM163 114H164V113H163ZM171 114H172V113H171ZM32 115H33V114H32ZM69 115H70V114H69ZM107 115H108V114H107ZM115 115H113V116L116 117ZM117 115H120V114H118V111H117ZM126 115H127V114H125V116H126ZM147 115H148V114H147ZM149 115H151V114H149ZM149 115H148V116H149ZM156 115H157V114H156ZM169 115H170V114H169ZM176 115H177V114H176ZM90 116H91V115H90ZM92 116H93V115H92ZM113 116H112V117H113ZM129 116H130V115H129ZM133 116H134V115H133ZM178 116L180 117L179 113H178ZM14 117H15V116H14ZM30 117H31V116H30ZM34 117H35V116H34ZM68 117H69V116H68ZM95 117H96V116H95ZM98 117H99V115H98ZM106 117H107V116H106ZM126 117H127V116H126ZM130 117H131V116H130ZM136 117H137V116H136ZM140 117H141V116H140ZM155 117H156V116H155ZM161 117H162V115H161ZM226 117H227V116H226ZM15 118H16V117H15ZM15 118H14V119H15ZM89 118H90V117H89ZM117 118H118V117H117ZM142 118H143V117H142ZM159 118H160V117H159ZM168 118H169V117H168ZM168 118H167V119H168ZM171 118H172V117H171ZM171 118H169V121H168V122H170V119H171ZM261 118H262V117H261ZM1 119H2V118H1ZM45 119H46V118H45ZM90 119H91V118H90ZM90 119H89V120H90ZM123 119H125V118H123ZM145 119H146V118H145ZM145 119H144V120H145ZM147 119H149V117H148ZM150 119H152V118H150ZM160 119L163 120V117L160 118ZM18 120H19V119H18ZM28 120H29V119H28ZM78 120H79V119H78ZM98 120H99V119H98ZM101 120H102V119H101ZM106 120H107V119H106ZM132 120L134 121V119H132ZM136 120H138V118H137ZM156 120H157V119H156ZM225 120H226V119H225ZM261 120H263V119H261ZM25 121H27V120L25 119ZM73 121L76 122L77 120H73ZM86 121H87V119H86ZM119 121H121V120H119ZM123 121H124V120H123ZM139 121H140V120H138V122H139ZM151 121H152V120L149 121V125H148V127H149L150 124L152 123ZM171 121H172V120H171ZM173 121H176V119L173 120ZM173 121H172V122H173ZM212 121H213V120H212ZM212 121H211V122H212ZM226 121H227V120H226ZM226 121H225V122H226ZM109 122H110V121H109ZM142 122H143V121H142ZM142 122H141V123H142ZM145 122H146V121H145ZM145 122H144V123H145ZM166 122H167V121H166ZM172 122H170V123H172ZM83 123H84V122H83ZM83 123H82V124H83ZM88 123H89V122H88ZM124 123H125V121H124ZM157 123H158V121H157ZM159 123L161 124V122H159ZM38 124H39V123H38ZM80 124H81V123H80ZM107 124H108V123H107ZM119 124H120V122H119ZM134 124H135V123H134ZM155 124H156V123H155ZM162 124H163V123H162ZM172 124H173V123H172ZM172 124H171V125H172ZM2 125H3V124H2ZM15 125H16V124H15ZM40 125H41V124H40ZM72 125H73V124H72ZM112 125H113V124H112ZM126 125H127V124H126ZM142 126H143V125H142ZM211 126H212V125H211ZM227 126H228V123H227ZM21 127H22V126H21ZM119 127H120V126H119ZM91 128H92V127H91ZM93 128H94V127H93ZM144 128H145V127H144ZM149 128H150V127H149ZM161 128H163V127L161 126ZM176 128H178V127H176ZM0 129H1V127H0ZM2 129H3V128H2ZM9 129H12V128H9ZM114 129H115V128H114ZM171 129H172V126H171ZM14 130H18V129L15 128ZM91 130H92V129H91ZM152 130L154 131L155 129H152ZM166 130H167V129H166ZM166 130H165V131H166ZM20 131H21V130H19L18 132H20ZM85 131H86V130H85ZM85 131H84V133H85ZM145 131H147V130H145ZM149 131H150V130H149ZM155 131H156V130H155ZM157 131H158V130H157ZM159 131H160V130H159ZM0 132H1V130H0ZM6 132H7V131H6ZM6 132H2V133L4 134V136H3V134H2V136H3L2 140L5 139V133H6ZM9 132H11V131L9 130ZM13 132H14V131H13ZM18 132H16V133H18ZM101 132H102V131H101ZM106 132H107V131H106ZM106 132H105V133H106ZM160 132H161V131H160ZM168 132H169V131H168ZM168 132H167V133H168ZM90 133H92V132H90ZM93 133H94V132H93ZM109 133H110V132H109ZM145 133H146V132H145ZM145 133H144V134H145ZM167 133H166V134H167ZM170 133H171V132H170ZM173 133H174V132H173ZM173 133H172V134H173ZM176 133H178V132H176ZM9 134H10L12 137H13V135H14L13 133H12L13 135H12L11 133H8L7 135L10 136ZM116 134H117V133H116ZM123 134H125V133H123ZM99 135H100V134H99ZM147 135L149 136L148 133H147ZM153 135H154V133H153ZM11 136H10V137H11ZM25 136H26V135H25ZM90 136H91V135H90ZM127 136H128V135H127ZM158 136L163 137L161 134H160V135L158 134ZM12 137H11V138H12ZM28 137H29V136H28ZM85 137H87V136H85ZM114 137H115V136H114ZM123 137H125V135H124ZM151 137L154 138L153 136H151ZM151 137H150V138H151ZM161 137H160V139H158V138H157V139H158V140H161V139H162ZM166 137H167V136H166ZM171 137H172V136H171ZM188 137H189V136H188ZM226 137H227V136H226ZM25 138H26V137L23 138L24 141H25ZM88 138H89V137H88ZM91 138H92V137H91ZM115 138H116V137H115ZM125 138H126V137H125ZM130 138H131V137H130ZM130 138H129V139H130ZM168 138H170V137H169V136L167 137V142H168V140H169ZM98 139H99V138H98ZM123 139H124V138H123ZM134 139H135V137L133 138V141H135ZM157 139H156V142H157ZM163 139H164V137H163ZM165 139H166V138H165ZM223 139H224V138H223ZM0 140H1V139H0ZM21 140H22V139H21ZM88 140H89V139H88ZM120 140H121V139H119V141H120ZM151 140H152V139H151ZM7 141H8V140L6 139V142H7ZM10 141H11V140H9L8 142H10ZM13 141H14V140H12L11 142L13 143ZM86 141H87V140H86ZM100 141H101V140H100ZM113 141H114V140H113ZM117 141H118V140H117ZM137 141H140V140H139V139H138V140L136 139V142H137ZM149 141H150V140H149ZM153 141H154V139H153ZM164 141H165V140H163V143H164ZM6 142H5V143H6ZM11 142H10V145H13V144H11ZM14 142H15V141H14ZM90 142H91V141H90ZM142 142H143V141H142ZM159 142H160V141H159ZM165 142H166V141H165ZM169 142H170V140H169ZM19 143H20V141H19ZM84 143H85V142H84ZM86 143H87V142H86ZM140 143H141V141H140ZM143 143H144V142H143ZM150 143H151V142H150ZM161 143H162V142H160V144H161ZM163 143H162V144H163ZM7 144H8V147H9L10 149H12V148L10 147L9 143H7ZM90 144H92V142H91ZM90 144H88V145H90ZM147 144H149V142H148ZM153 144H155V141H154ZM160 144H159V145H160ZM172 144H173V143H172ZM174 144H175V143H174ZM16 145H17V142H16ZM16 145H15V146H16ZM140 145H141V144H140ZM142 145H143V144H142ZM167 145H168V144H167ZM114 146H115V144H114ZM126 146H127V144H126ZM128 146H129V144H128ZM160 146H161V145H160ZM160 146H158L157 148L159 149ZM174 146H175V145H174ZM251 146H252V145H251ZM2 147H3V146H2ZM23 147H24V146H23ZM86 147H88V146H86ZM115 147H116V146H115ZM115 147H113V148H115ZM142 147H143V146H142ZM163 147H164V146H162V148H163ZM166 147H168V146H166ZM169 147L171 148L170 145H169ZM169 147H168V148H169ZM14 148H15V147H14ZM152 148H155V145H154ZM162 148H161V149H162ZM168 148H167L166 150L169 151ZM2 149H3V148H1V146H0V151H1ZM16 149H18L17 146H16ZM129 149H130V148H129ZM164 149H165V147H164ZM164 149H163V151H164ZM7 150H8V149H7ZM7 150H3V151H6L5 153H7V152H8ZM135 150H136V149H135ZM138 150H139V149H138ZM138 150H137V151H138ZM166 150H165V152H163V151L160 150V149H159L158 151H159V152L161 151V153L163 152L164 155H166L167 157H169L171 153H170V152H166ZM12 151H14V150H12ZM44 151H45V150H44ZM95 151H96V150H95ZM137 151H136V152H137ZM140 151H142V150L140 149ZM158 151L156 150L155 152L157 153ZM18 152H20V151H18ZM130 152H131V151H130ZM8 153H9V152H8ZM16 153H17V152H15V154H16ZM20 153H21V152H20ZM98 153H99V152H98ZM124 153H126V152H124ZM133 153H134V152H133ZM137 153H138V152H137ZM143 153H144V151H143ZM161 153H159V154H161ZM163 153H162V155H161L162 157H160V158H163ZM167 153H170V154L167 155ZM10 154H11V151H10ZM13 154H14V153H13ZM13 154H12V155H13ZM141 154H142V152H141ZM255 154H256V153H255ZM255 154H254V155H255ZM24 155H25V154H24ZM115 155L117 156V154H115ZM134 155H135V154H134ZM143 155H144V154H143ZM145 155H146V153H145ZM172 155H173V154H172ZM137 156L140 157L139 153H138ZM137 156H133V157L136 158ZM154 156H155V155H154ZM154 156H153V157H154ZM159 156H160V155H159ZM89 157H90V156H89ZM157 157H158V156H157ZM171 157H172V156H171ZM173 157H174V156H173ZM173 157H172V158H173ZM176 157H177V156H176ZM106 158H107V157H106ZM135 158H134V159H135ZM137 158H138V157H137ZM143 158H144V157H143ZM143 158L141 159L142 161H144ZM158 158H159V157H158ZM160 158H159V159H160ZM27 159H28V158H27ZM132 159H133V158H132ZM144 159H145V158H144ZM168 159H169V158H168ZM168 159H167V160H168ZM18 160H19V159H18ZM160 160H161V161H160ZM160 160H159V161L162 162V159H160ZM131 161H134V160H131ZM169 161H170V160H169ZM169 161H168V164H169ZM138 163H139V162H138ZM146 163H147V162H146ZM154 163H155V162H154ZM164 163H165V162H164ZM171 163H172V161H171ZM174 163H176V162H174ZM174 163H172V165H173V166L175 165V167H176V164H174ZM185 163H186V162H185ZM44 164H45V163H44ZM105 164H106V162H105ZM131 164H132L131 167H132L133 170H134V165H135V164H134V163H131ZM136 164H137V162H136ZM140 164H141V163H140ZM144 164H145V163L143 162V164H141V166H142V165L144 166ZM165 164H166V163H165ZM46 165H47V164H45V166H46ZM170 165H171V164H170ZM107 166H108V165H107ZM125 166H126V165H125ZM135 166H136V165H135ZM143 166H142V167H143ZM155 166H156V165H155ZM163 166H164V165H163ZM38 167H39V166H38ZM63 167H64V166H63ZM66 167H67V166H66ZM88 167H89V166H88ZM90 167H91V166H90ZM147 167H148V166H147ZM32 168H33V167H32ZM144 168H145V166H144ZM156 168H157V167H156ZM163 168H164V167H163ZM57 169H58V168H57ZM76 169H77V168H76ZM79 169H80V168H79ZM81 169H82V168H81ZM154 169H155V168H154ZM154 169H153V171L155 172L156 169H155V170H154ZM175 169H176V168H175ZM168 170H169V169H168ZM172 170H173V169H172ZM65 171H67V169H66ZM143 171H144V170H142V172H143ZM165 171H166V170H165ZM169 171H170V170H169ZM56 172H57V171H56ZM68 172H69V171H68ZM110 172H111V171H110ZM138 172H139V171H138ZM151 172H152V171H151ZM156 172H157V171H156ZM166 172H167V171H166ZM172 172L174 173L175 171H172ZM36 173H37V172H36ZM54 173H55V172H54ZM136 173H137V172H136ZM139 173H140V172H139ZM146 173H147V172H145V174H146ZM50 174H51V177H53V176H52V173H50ZM81 174H82V173H81ZM84 174H85V173H84ZM140 174H141V173H140ZM153 174H154V173H153ZM155 174H156V173H155ZM161 174H162V173H161ZM39 175H40V174H39ZM60 175H62V174H60ZM73 175H74V174H73ZM142 175H143V173L141 174V176H142ZM169 175H170V174H169ZM54 176H55V175H54ZM56 176H57V175H56ZM56 176H55V177H56ZM79 176H80V175H79ZM82 176H84V175H82ZM82 176H81V177H82ZM133 176H134V175H133ZM172 176H173V175L171 174V177H172ZM144 177H145V176H144ZM159 177H160V175H159ZM45 178H46V177L44 176V179H45ZM73 178H74V177H73ZM83 178H84V177H83ZM142 178H143V177H142ZM147 178H148V177H147ZM147 178H146V179H147ZM157 178H158V176H157ZM165 178H166V177H165ZM61 179H62V178H61ZM63 179H64V178H63ZM111 179H112V178H111ZM173 179H174V177H173ZM90 180H91V179H90ZM109 180H110V178H109ZM135 180H136V179H135ZM148 180H149V179H148ZM156 180H157V179H156ZM163 180H164V178H163ZM175 180L177 181V179H175ZM175 180H174V181H175ZM58 181H59V180H58ZM146 181H147V180H146ZM161 181H162V180H161ZM165 181H166V180H165ZM165 181H164V182L162 181V183H165ZM169 181H170V180H169ZM174 181H173V184H175V182H176V181H175V182H174ZM40 182H41V181H40ZM47 182H48V181H47ZM49 182H51V179H50ZM49 182H48V183H49ZM60 182H62V181H60ZM137 182H138V181H137ZM167 182H168V181H167ZM48 183H47V185H48ZM52 183H53V182H52ZM88 183H89V182H88ZM168 183H169V182H168ZM55 184H56V183H55ZM59 184H60V183H59ZM97 184H98V183H97ZM115 184H116V183H115ZM166 184H167V183H166ZM176 184H177V183H176ZM41 185H43V184H41ZM41 185H40V186H41ZM49 185H50V184H49ZM56 185H57V184H56ZM83 185H85V184L83 183ZM163 185H164V184H163ZM54 186H55V185H54ZM80 186H81V185H80ZM86 186H87V185H86ZM88 186H89V185H88ZM121 186H122V184H121ZM164 186H166V185H164ZM48 187H49V186H48ZM81 187H82V186H81ZM90 187H91V186H90ZM42 188H44V187H42ZM73 188H74V187H73ZM130 188H131V187H130ZM146 188H147V186H146ZM154 188H155V187H154ZM168 188H169V189H167V190L169 191V190H170V186H169ZM149 189H150V188H148V190H149ZM171 189H172V188H171ZM47 190H48V192H49V189H47ZM73 190H74V189H72L71 191H73ZM88 190H89V189H88ZM88 190H87V191H88ZM150 190H151V189H150ZM180 190H181V189H180ZM38 191H39V190H38ZM89 191H90V190H89ZM137 191H138V190H137ZM124 192H125V191H124ZM149 192H150V191H149ZM149 192H148V193H149ZM55 193H56V192H55ZM90 193H91V192H90ZM159 193H160V192H159ZM165 193H167V191H166ZM183 193H184V192H183ZM38 194L41 195V193H38ZM60 194H62V193H60ZM77 194H78V193H77ZM77 194H76V195H77ZM99 194H100V193H99ZM175 194H176V193H175ZM185 194H186V193H185ZM185 194H184V195H185ZM36 195H37V193H36ZM36 195H34V196H36ZM45 195H46V194H45ZM94 195H95V194H94ZM131 195H133V194H131ZM154 195H155V194H154ZM167 195H170V194L167 193L166 196H167ZM42 196H44V195H42ZM47 196H48V194H47ZM57 196L59 197V195L56 194L55 197H57ZM95 196H96V195H95ZM111 196H112V195H111ZM128 196H129V195H128ZM52 197H53V196H51L50 198L52 199ZM63 197H64V196H63ZM108 197H109V195H108ZM159 197H160V195H159ZM159 197H158V198H159ZM42 198H43V197H42ZM59 198H60V197H59ZM64 198H65V197H64ZM111 198H112V197H111ZM38 199H39L40 201H42L41 198L38 197L36 200H38ZM44 199H46V198L44 197ZM54 199H55V198H54ZM54 199H53V200H54ZM56 199H57V198H56ZM71 199H72V198H71ZM75 199H76V198H75ZM87 199H88V198H87ZM163 199H165V197H164ZM62 200H63V199H62ZM48 201H49V200H48ZM66 201H67V200H66ZM79 201H80V200H79ZM163 201H164V200H163ZM44 202H45V201H44ZM46 202H47V199H46ZM50 202H51V201H50ZM54 202H55V201H54ZM67 202H68V201H67ZM83 202H84V201H83ZM35 203H36V202H35ZM57 203H58V202H57ZM65 203H66V202H65ZM76 203H77V202H76ZM90 203H91V202H90ZM131 203H132V202H131ZM38 204H39V203H38ZM38 204H37V205H38ZM41 204H42V203H41ZM44 204H45V203H44ZM48 204H49V203H48ZM51 204H53V202H51ZM51 204H50V205H51ZM68 204H69V203H67V204H66L67 206H65V207H68ZM71 204H73V203H71ZM79 204H80V203H79ZM113 204H114V203H113ZM46 206H47V205H46ZM53 206H54V205H53ZM60 206H62V204H61ZM72 206H73V205H72ZM32 207H33V204H32ZM41 207H42V206H41ZM41 207H40V208H41ZM43 207H45V205H44ZM58 207H59V206H58ZM58 207H57V208H58ZM70 207H71V206H69V208H70ZM77 207H78V206H77ZM83 207H85V206H83ZM107 207H108V206H107ZM157 207H158V206H157ZM46 208H47V207H46ZM61 208H62V207H60V209H61ZM80 208H82V207H80ZM158 208H159V207H158ZM158 208H157V209H158ZM29 209H30V208H29ZM42 209H43V208H41V210H42ZM48 209H49V208H48ZM76 209H77V208H76ZM78 209H79V208H78ZM78 209H77V210H78ZM84 209H85V208H84ZM152 209H153V208H152ZM155 209H156V208H155ZM161 209H162V208H161ZM32 210H33V209H32ZM32 210H30V211H32ZM37 210H38V209H37ZM39 210H40V209H39ZM39 210H38V211H39ZM58 210H59V208H58ZM92 210H94V209H92ZM139 210H140V209H139ZM150 210H151V209H150ZM158 210H159V209H158ZM38 211H35V212H36L35 215H38V213H37ZM49 211H50V210H49ZM52 211H53V210H52ZM94 211H95V210H94ZM134 211H135V210H134ZM39 212H40V211H39ZM47 212H48V211H47ZM53 212H54V211H53ZM63 212L65 213L66 211H63ZM81 212H82V211H81ZM28 213H29V212H28ZM55 213H57V212H55ZM131 213H132V212H131ZM31 214L33 215V213H31ZM31 214H30V216H31ZM60 214H63V213L61 212ZM86 214H87V213H86ZM91 214L96 215V214H94V213H92V212H91ZM91 214H87V215H90V216H91ZM133 214H134V213H133ZM42 215H43V213H42ZM44 215H45V214H44ZM47 215H48V214H47ZM52 215H53V213H52ZM63 215H64V214H63ZM82 215H83V213H82ZM93 215H92V216H93ZM0 216H1V215H0ZM39 216H40V215H39ZM65 216H67V215H65ZM92 216H91V217H92ZM147 216H148V215H147ZM155 216H156V215H155ZM28 217H29V216H28ZM51 217H52V216H51ZM54 217H55V216H54ZM54 217H53L52 219H54ZM56 217H57V216H56ZM58 217H60V216H58ZM58 217H57V218H58ZM67 217H68V216H67ZM67 217H65V218H67ZM71 217H72V216H71ZM85 217H86V216H85ZM221 217H222V216H221ZM45 218H46V217H45ZM48 218H49V216H48ZM61 218H62V217H61ZM65 218H64V219H65ZM93 218H94V217H93ZM3 219H4V216H3ZM50 219H51V218H50ZM100 219H101V218H100ZM8 220H9V219H8ZM8 220H4V222H5V221H8ZM26 220H27V219H26ZM28 220H29V219H28ZM28 220H27V221H28ZM38 220L40 221V219H38ZM42 220H43V219H42ZM44 220H46V219H44ZM61 220H63V218H62ZM65 220H66V219H65ZM106 220H107V219H106ZM138 220H139V219H138ZM220 220H221V219H220ZM58 221H59V220H58ZM79 221H80V219H79ZM8 222H10V221H8ZM12 222H13V221H12ZM25 222H26V221H25ZM28 222H29V223H32V222H30V220H29ZM28 222H26V223H28ZM41 222H43V221H41ZM46 222H47V221H46ZM55 222L57 223L56 220H55ZM59 222H60V221H59ZM66 222H67V221H66ZM68 222H69V220H68ZM83 222H85V221H83ZM83 222H82V223H83ZM87 222H88V219H87ZM93 222H94V221H93ZM102 222H103V221H102ZM10 223H11V222H10ZM26 223H25V224H26ZM56 223H54V224H56ZM64 223H65V222H64ZM69 223H70V222H69ZM103 223H104V222H103ZM25 224H24V226H25ZM42 224H43V223H42ZM42 224H41L40 226H43ZM50 224H51V223H50ZM97 224H98V223H97ZM99 224H100V223H99ZM13 225H14V222H13ZM13 225H12V226H13ZM17 225H18V224H17ZM26 225H27V224H26ZM30 225H31V224H30ZM44 225H45V224H44ZM47 225H48V223H47ZM61 225H62V222H61ZM71 225H74V224H71ZM78 225H80V224H77L76 227H77ZM88 225H89V224H88ZM110 225H111V224H110ZM110 225H109V226H110ZM2 226H3V225H2ZM18 226H19V225H18ZM24 226H23V228H24ZM53 226H54V225H53ZM53 226H52V228H53ZM55 226H56V225H55ZM62 226H63V225H62ZM62 226H61V228H62ZM64 226H65V228H67L66 226H68V225H64ZM83 226H85V225H83ZM143 226H144V225H143ZM9 227H10V224H9V226H7V228H9ZM16 227H17V226H16ZM20 227H21V224H20ZM37 227H39V226H37ZM57 227H58V226H57ZM57 227H56V228H57ZM87 227H88V226H87ZM89 227H90V225H89ZM120 227H121V226H120ZM126 227H127V226H126ZM18 228H19V227H18ZM31 228H33V226H32ZM56 228H55V229H56ZM58 228H59V227H58ZM58 228H57V230H58ZM90 228H92V227H90ZM94 228H95V227H94ZM124 228H125V226H124ZM2 229H3V228H2ZM15 229H16V228H15ZM27 229H28V228H27ZM27 229H26V231H27ZM39 229H40V228H39ZM55 229H52L51 231L53 232ZM75 229H76V228H75ZM96 229H97V228H96ZM178 229H179V228H178ZM178 229H177V230H178ZM5 230H6V229H5ZM9 230H10V229H8V231H9ZM11 230L13 231V229H11ZM18 230H19V229H18ZM29 230H30V229H28V231H29ZM34 230H35V228H34ZM59 230H60V229H59ZM84 230L86 231V229H84ZM84 230H83V231H84ZM87 230H89V228H88ZM90 230H91V229H90ZM123 230H124V229H123ZM21 231H22V230H21ZM23 231H24V230H23ZM23 231H22V233H23ZM41 231H42V230H41ZM55 231H56V230H55ZM55 231H54V232H55ZM60 231H63V230L61 229ZM67 231H68V230H67ZM81 231H82V230H81ZM85 231H84V232H85ZM117 231H118V229H117ZM14 232H15V230H14ZM17 232H20V231H17ZM138 232H139V231H138ZM152 232H153V231H152ZM9 233H10V232H9ZM15 233H16V232H15ZM55 233H56V232H55ZM57 233H58V232H57ZM85 233H86V232H85ZM92 233H93V232H92ZM174 233H175V231H174ZM18 234H19V233H18ZM18 234H17V235H18ZM36 234H37V233H36ZM36 234H35V236H37ZM50 234H51V233H50ZM64 234H65V232H64ZM86 234H87V233H86ZM111 234H112V233H111ZM7 235H8V237H9V236H12V234H11V235L7 234ZM19 235H20V234H19ZM19 235H18V238L20 239ZM29 235H31V234H29ZM42 235H45V234L43 233ZM56 235H57V234H56ZM66 235H67V234H66ZM72 235H73V234H72ZM31 236H32V235H31ZM88 236H89V235H88ZM88 236H87V237H88ZM91 236L94 237L93 235H91ZM124 236H125V235H124ZM144 236H145V235H144ZM4 237L6 238V236H4ZM8 237H7V238H8ZM12 237H13V236H12ZM26 237H27V236L25 235V238H26ZM32 237H34V236H32ZM32 237H31V238H32ZM56 237H57V236H56ZM70 237H71V236H70ZM5 238H4V239H5ZM7 238H6V240H7ZM9 238H10V237H9ZM16 238H17V237H16ZM59 238H60V237H59ZM62 238H63V237H62ZM67 238H68V237H67ZM79 238H80V237H79ZM83 238H85V237H83ZM125 238H126V237H125ZM148 238H149V237H148ZM0 239H1V238H0ZM41 239H42V238H41ZM60 239H61V238H60ZM74 239H75V238H74ZM88 239H90V238H88ZM2 240H3V239H2ZM11 240H12V239H11ZM11 240L9 239L10 242H11ZM13 240H15V239H13ZM28 240H29V239L25 240V243H26V241H28ZM64 240H65V238H64ZM64 240H63V241H64ZM94 240H95V239H94ZM177 240H178V239H177ZM3 241H4V240H3ZM23 241H24V240H23ZM32 241H33V240H32ZM54 241H55V239H54ZM56 241H57V240H56ZM56 241H55V242H56ZM60 241H62V240H60ZM60 241H59V242H60ZM69 241H70V239H69ZM69 241H68V242H69ZM127 241H128V240H127ZM16 242H17V241H16ZM19 242H20V240H19ZM36 242H37V241H35V243H36ZM59 242H58V243H59ZM82 242H84V240H83ZM114 242L116 243V241H114ZM6 243H7V242H6ZM13 243H15V242H11V245H12ZM28 243H30V242H28ZM35 243H34V244H35ZM78 243H79V242H78ZM96 243H97V241H96ZM7 244H8V243H7ZM59 244H60V243H59ZM123 244H125V243H123ZM123 244H122V245H123ZM14 245H15V244H14ZM23 245H24V244H23ZM31 245H32V244H31ZM36 245H37V243H36ZM66 245H67V244H66ZM71 245H72V244H71ZM77 245H79V244H77ZM110 245H112V244L110 243ZM126 245H127V244H126ZM16 246H17V245H16ZM16 246H15V247H16ZM25 246H26V244H25ZM48 246H49V243H48ZM50 246H52V245H50ZM50 246H49L48 248H50ZM62 246H63V245H62ZM67 246H68V245H67ZM83 246H84V245H83ZM99 246H100V244H99ZM120 246H121V245H120ZM149 246H150V244H149ZM9 247H11V246L9 245ZM17 247H18V246H17ZM17 247H16V248H17ZM56 247H57V246H56ZM76 247H77V246H76ZM78 247H79V246H78ZM97 247H98V245H97ZM18 248H19V247H18ZM18 248H17V250H18ZM23 248H24V247H23ZM26 248H27V246H26ZM30 248H33V247H30ZM65 248H66V247H65ZM79 248H80V247H79ZM86 248H88V246H87ZM122 248H123V247H122ZM5 249H6V248H5ZM19 249H21V248H19ZM27 249H28V248H27ZM34 249H35V247H34ZM43 249H44V248H43ZM74 249H75V248H74ZM74 249H73V250H74ZM80 249H81V251H82V249H83V252H84V247H83V248H80ZM108 249H109V248H108ZM23 250H24V249H23ZM23 250H22V251H23ZM29 250L32 251L31 249H29ZM35 250H36V249H35ZM35 250H34V251H35ZM45 250H46V249H45ZM48 250H49V249H48ZM48 250L45 251V252H48ZM104 250H106V249H104ZM127 250H128V249H127ZM7 251H9V250H7ZM22 251H21V252H22ZM30 251H29V252H30ZM36 251H37V250H36ZM43 251H44V250H43ZM54 251H55V250H54ZM77 251H78V249H77ZM100 251H101V250H100ZM128 251H130V250H128ZM5 252H6V250H5ZM13 252H14V250H13ZM15 252H17V251H15ZM21 252H20V251L18 252L19 255H20V257L17 256L18 259L21 258V255L24 254V253H23V254H20ZM24 252H25V251H24ZM26 253H27V251L25 252V254H26ZM39 253H40V252H39ZM48 253H49V252H48ZM48 253H47V254H48ZM52 253H53V252H52ZM79 253H80V252H79ZM79 253H78V254H79ZM99 253H101V252H99ZM105 253H106V252H105ZM140 253H141V252H140ZM261 253H262V252H261ZM28 254L31 255V254H33V253H28ZM40 254H42V253H40ZM47 254H46V255H47ZM49 254H50L51 258H52L53 255H51V253H49ZM49 254H48L47 256H49ZM56 254H57V253H56ZM16 255H18V254H16ZM38 255H39V254H38ZM38 255H37V256H38ZM54 255H55V254H54ZM115 255H116V254H115ZM28 256H29V255H28ZM41 256H42V255H41ZM43 256H44V255H43ZM47 256H46V257H47ZM56 256H57V255H56ZM60 256H61V255H60ZM73 256H74V254H73ZM116 256H117V255H116ZM26 257H27V256H26ZM26 257H24V258H26ZM53 257H54V256H53ZM39 258H40V257H39ZM44 258H45V257H44ZM47 258H48V257H47ZM56 258H57V257H56ZM97 258H98V257H97ZM26 259H27V258H26ZM45 259H46V258H45ZM109 259H110V258H109ZM0 260H1V259H0ZM11 260H12V259H11ZM21 260H22V259H21ZM39 260H41V259H38V260H36V261H35V259H34V261H35L36 264H37V262H39ZM46 260H47V259H46ZM99 260H100V259H99ZM2 261H4V260H2ZM47 261H48V260H47ZM47 261H46V263H48ZM63 261H64V260H63ZM67 261H68V260H67ZM67 261H64V262L68 263ZM69 261H70V260H69ZM71 261H73V258H72ZM76 261H77V259H76ZM0 262H1V261H0ZM24 262L26 263V261H24ZM41 262H42V261H41ZM73 262H74V261H73ZM1 263L3 264L4 262H1ZM1 263H0V264H1ZM13 263H15V262H13ZM22 263H23V261H22ZM25 263H23V264H25ZM46 263H45V264H46ZM49 263H50V262H49ZM49 263H48V264H49ZM53 263H54V262H53ZM56 263H57V262H56ZM58 263L61 264L60 261H59ZM58 263H57V264H58ZM74 263H75V262H74ZM74 263H73V264H74ZM4 264H5V263H4ZM6 264H9V263H6ZM15 264H16V263H15ZM33 264H34V263H33ZM68 264H69V263H68ZM103 264H104V263H103ZM106 264H107V263H106Z\"/></svg>", "mask_w": 264, "mask_h": 264}, {"label": "clouds", "instance_id": "obj_3", "mask_svg": "<svg viewBox=\"0 0 264 264\" xmlns=\"http://www.w3.org/2000/svg\"><path fill=\"white\" fill-rule=\"evenodd\" d=\"M39 187V176L29 164L0 152V215L22 224Z\"/></svg>", "mask_w": 264, "mask_h": 264}]
</instances>
